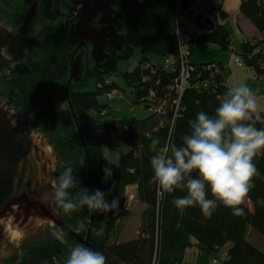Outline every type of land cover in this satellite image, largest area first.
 <instances>
[{"label":"trees","instance_id":"trees-1","mask_svg":"<svg viewBox=\"0 0 264 264\" xmlns=\"http://www.w3.org/2000/svg\"><path fill=\"white\" fill-rule=\"evenodd\" d=\"M20 1L0 0V20L16 31L34 25L29 10ZM195 1L117 0L113 9L121 17L114 26L122 38L119 45L106 41L104 59L97 61L91 54V44H81L72 35L71 27L78 20L79 10L75 0H39L37 14L44 20L39 43L33 52H27L24 61L0 75V99L17 115H33V121L37 122L35 128L50 141L57 157L55 179L64 167H72L77 185L68 190L70 196L79 187H86L90 191L97 188L104 191L109 201L117 199V210L107 213L93 212L87 207L65 213L57 208L68 229L59 230L72 243L102 252L105 264H168L162 260V255L183 252L194 244L210 257L227 242H231V246L225 252L226 264H264L263 249L249 238L252 231L264 237V204L258 203L264 198V151L253 158L258 175L251 178L253 187L245 197L250 205L244 201L238 205L243 208L240 215L219 204L207 217L198 206L179 211L172 199L184 193L179 189L173 193L162 192L151 179V140L158 138L161 145H179L180 138L189 129L188 121L200 110L214 114L219 98L229 86L222 73L196 72L176 102V90L168 89L176 73L151 60L154 55L163 58L169 54L179 55L178 17L191 9ZM220 9H210L211 15L197 14L204 17L205 22H198L197 36L186 42L189 54L205 43L218 45L221 51L231 48L229 31L221 23L226 12ZM239 9L258 32L253 38L242 41L239 54L254 76H264V1L241 0ZM98 18L97 15L92 21L94 27H100ZM182 26L185 28L183 23ZM259 46H262L260 51ZM136 49L141 53L138 64L133 70L122 73L130 88L126 94L110 76L117 70L118 62L129 59ZM80 51L83 70L80 79H74L71 78L72 62ZM146 61L151 63L155 73L140 67ZM88 78L95 80L92 90H85ZM107 79L110 84L105 83ZM56 82H60L61 88L55 87ZM112 88L126 94L133 107L145 104L150 108L160 98H167L166 110L152 111L151 115L140 119L122 117L111 124L92 122V113L100 115L108 109V105L101 104L100 97ZM151 91L154 95L150 98ZM59 92L65 97L66 109H58L53 103ZM259 115L257 127L264 126V111ZM115 141L122 142L127 149L120 153L117 170L111 169V177L102 181L103 144L117 150ZM129 185H136V199L145 204V208L139 214L141 223L137 235L120 241ZM100 228L103 231L97 235L96 229ZM69 231L87 243L80 242ZM20 249L22 255L17 254L0 264H65L63 254L68 252L67 246L53 236L30 245L22 244Z\"/></svg>","mask_w":264,"mask_h":264},{"label":"clouds","instance_id":"clouds-1","mask_svg":"<svg viewBox=\"0 0 264 264\" xmlns=\"http://www.w3.org/2000/svg\"><path fill=\"white\" fill-rule=\"evenodd\" d=\"M262 111L264 108L258 109L255 93L246 83L227 86L214 114L200 110L188 121L189 129L179 145H161L158 138L151 140L152 181L162 192L179 189L184 193L172 199L179 211L198 206L207 217L219 204L235 215L242 214L243 208L238 205L253 187L251 178L258 175L253 158L264 151V126H256ZM102 172V181H107L111 169L105 166ZM76 185L72 167L66 166L42 199L51 202L53 210L60 208L65 213L80 207L102 213L117 210V199L109 201L98 188L90 191L79 187L70 196L68 190ZM258 203L264 204V198ZM102 231L96 229V234ZM105 260L102 252L78 244L69 251L65 264H105Z\"/></svg>","mask_w":264,"mask_h":264},{"label":"water","instance_id":"water-1","mask_svg":"<svg viewBox=\"0 0 264 264\" xmlns=\"http://www.w3.org/2000/svg\"><path fill=\"white\" fill-rule=\"evenodd\" d=\"M21 1L26 9L38 8L39 0ZM116 1L75 0L79 10L78 20L71 27L72 35L81 44H91V54L97 61L104 59L106 41L119 45L122 38L114 26L121 17L113 9ZM97 15L100 27L92 23ZM37 44V40L18 34L0 20V75L24 61L27 52H33ZM81 53L74 55L71 78L81 77ZM17 114L0 99V262L14 258L21 245L39 237L45 227L68 230L57 208L53 210L54 205L42 199L55 181L56 154L50 141L34 132L37 122Z\"/></svg>","mask_w":264,"mask_h":264},{"label":"rangeland","instance_id":"rangeland-1","mask_svg":"<svg viewBox=\"0 0 264 264\" xmlns=\"http://www.w3.org/2000/svg\"><path fill=\"white\" fill-rule=\"evenodd\" d=\"M195 2H194V5L195 6L198 5ZM195 6L193 8L194 10H195ZM190 12H188V14ZM194 13L195 14L192 16L194 17V21H195V19L198 17L196 14L199 13L198 9H196ZM30 15L32 17L31 19H33V21H34L33 27L30 28V26H28L27 28L24 27L23 28L24 30L18 29L17 31L19 33L26 34L27 37H31V38L37 40L39 43L40 40H38V39L41 38V34H42L41 28H43L44 20L39 19L37 11L30 12ZM185 16L186 15L183 14L181 17L183 18ZM186 19L190 24L191 23L190 21L192 19L190 20V18L188 16L186 17ZM2 21H3V24L6 23L4 20H2ZM195 25H196V23H195ZM10 27H12V26H10ZM195 30H197V25H196ZM233 41H234L233 42V48H232V51H230V52L229 51L225 52L223 50L222 51L221 50H215L213 45H211L210 43H205V44L197 47L195 49V51L193 52V54H191L192 60H198L199 62H207V61H210L209 59H211V57H216V56L221 55V54H223L224 57H227L229 54V56L232 59L233 56L235 55V54L233 55V53L236 52L238 49L237 48L238 42L235 41L234 38H233ZM226 53H228V54H226ZM236 54H239V53H236ZM140 55H141L140 50L136 49L134 54L132 56H130L129 59L120 60L117 64V70L110 76V79H112L117 84L119 89H124L126 91V94L129 92L130 88H129L124 76L122 75V73H124L125 71L133 70L139 62V59L141 57ZM151 60L154 62H157L159 64V63H162L164 61V58L162 56H159V55H154L151 57ZM227 71H228L227 68H225L223 70V73L226 74L224 76L227 78V80H226L227 84H229V85L234 84L235 81H233V78H231L229 76V73H227ZM86 80H87V84L85 86V90L94 89L95 88V80L93 78H88ZM55 87L57 89H59L60 88V82H56ZM114 89H117V88H114ZM126 94H123L122 96H117V97H114L111 99H109L106 94L102 95L100 97V102H101V104L108 105V109L103 110L102 114H100V115L96 114V113H92V115H93L92 116L93 117L92 122L97 123V124H111L114 122V120H117V119L122 118V117L133 116L137 119H140V118L147 117L148 115H151L152 109L149 107H146L145 104H140V105L138 104L135 107H133ZM61 96L65 99L64 95H61ZM58 99L59 98H57L56 100H58ZM60 102L62 103V100H59L58 104H61ZM58 109H62V108H58ZM34 132L39 134L38 129H36V128H35ZM115 142L117 145V150H111L108 148L107 144H103V152H102L104 155L105 166H107L113 170H117L121 151H124L127 149L126 146L122 142H120V141H115ZM126 200H127V203H129L126 205L129 206L130 211L127 212L126 214H124V216L122 215L123 216L122 217L123 225L121 228H124L123 231L125 234L131 235V232L136 228L137 225H139V223H141V218H140L139 214L142 211H141L140 204L137 203L138 200L136 199V197L133 196V198H131L130 194L128 193L126 196ZM243 201L245 204L250 205V203L245 198ZM44 230L45 231L39 237H37L33 240H30V241H27V245L38 242L40 240H44V239L51 237V236L56 237L57 239H59L62 243H64L67 246L68 252L63 254V258L66 260L68 253L71 250V248L78 245V244L72 243V241L69 240L65 236V234H63L56 227H53V226L49 227L48 226ZM57 234H60V235L58 236ZM249 238L252 241V243L257 245L259 248L263 249V251H264V237L259 235L257 232L252 231L249 234ZM230 244H231V242H227L218 251H215L214 253H211V254H213L218 259L222 260L224 257V252H226V250L228 249V246ZM22 254H23V251L21 250L19 255H22ZM176 254H177V252H170V253H166L162 256L163 257L166 256L165 258H168L170 263H178L179 259L177 260V262H174V259H173L174 255H176ZM209 263H210V259H209Z\"/></svg>","mask_w":264,"mask_h":264},{"label":"crops","instance_id":"crops-1","mask_svg":"<svg viewBox=\"0 0 264 264\" xmlns=\"http://www.w3.org/2000/svg\"><path fill=\"white\" fill-rule=\"evenodd\" d=\"M240 2L241 0H196L195 3H197L199 6L198 5L195 6L194 4H192L191 10H190L191 12L189 14H185L186 16L181 18L182 20L181 22L184 24L187 30V33L192 34L196 31L195 30L196 25H195V22H193L194 17L192 16L195 14L194 12L196 9H198L199 13L206 12L210 14V9L213 10V9L220 7L221 8L220 10H223L224 12H226V17L225 19H222L221 23L224 24L225 27L228 29L227 31H229V40L231 44V48L229 50H223V51L225 52L232 51L233 42H234L233 38H234V40L238 42V47H237L238 49L236 52L233 53L234 55L240 52L242 41L253 38L254 36L258 34L257 30L255 29L254 25L250 22V20L244 14L240 12V9H239ZM194 6H195V10L193 9ZM187 16L190 18V20L192 19L190 21L191 22L190 24L186 19ZM211 45L214 46L215 50H221L218 45H215V44H211ZM209 60L210 61H207V62H211V63L218 62V63H221L224 67H227L228 69L227 73H229V76L233 78V81H235L234 83H237V82L246 83L249 86V88H251L253 92L255 93V98L257 101L258 109L263 107L264 105V76H261V77L254 76L253 73L250 72L251 70L247 67L243 68V67L231 66L232 59L229 56V54L227 57H224L223 54H221L216 57H211V59ZM194 61L199 62L198 60H194ZM154 63H157V62H154ZM222 74L223 76L226 75L224 73ZM225 79L227 80L226 77ZM57 98L59 99L56 100ZM59 100H62V103L60 102L61 104H58ZM65 101L66 100L61 96V93L59 92L56 94V97L53 103L56 108L66 109L67 102ZM136 192H137L136 185H129L126 187V196L129 193L131 198H133V196L136 197V194H135ZM137 203L140 204L141 211H142L145 208V204L138 202V201ZM126 204H129V203L126 202ZM129 211H130V208L129 206L126 205V211L124 214H126ZM139 226H140V223L131 232V235L125 234L123 231L124 228H121L120 234L118 236L119 240L125 241V240L134 238L135 235H137ZM230 246L231 244L228 246V249ZM179 253H177L173 257L174 262H177V260L179 259L178 263H170L169 259L165 258L166 256L164 257L162 256L161 258L163 261H166L168 264H209V259L211 257H215L213 254L210 255V257H208L206 254H204L203 251L200 250V248L196 244L187 248L185 251L179 252ZM225 255L226 253L224 252V256Z\"/></svg>","mask_w":264,"mask_h":264},{"label":"built area","instance_id":"built-area-1","mask_svg":"<svg viewBox=\"0 0 264 264\" xmlns=\"http://www.w3.org/2000/svg\"><path fill=\"white\" fill-rule=\"evenodd\" d=\"M264 1V0H263ZM188 8V10L185 12V14H188V12H190ZM204 14H206V12H204ZM182 15H179L178 17V36H179V44H180V50H179V55L176 57L173 54H169L167 57L164 58V61L160 64L161 66H163L166 70L168 71H172L174 73H176V76L174 78L173 84L168 85V89H175L176 93H177V97L176 98V102L179 101V97L181 96L183 90L185 89V85L187 84V82L189 81V79L192 77V74L198 72L201 74L204 72H209V74L211 75H215V74H220L223 73V70L227 67H221L219 65V63L216 62H201V64H198L200 62H195L194 60H192L191 54H189V49L187 47V43L191 37L195 38L197 36L196 32L192 33V34H184V30L186 31V29L182 26V22L181 21V17ZM196 23V25H198V22H205V18L204 17H197L194 21ZM262 49V46H259L257 48L258 51H260ZM244 59L241 57L240 54H235L232 58V63L231 66L233 67H247L246 63L243 61ZM143 69H151L152 73H155V69L151 66V63L146 61L143 62L141 64V66ZM144 80H146V78H144ZM106 84H110L111 81L110 79L105 80ZM107 97L109 99L117 97V96H122L123 94L121 93V91L119 89H114L112 88L111 90H109L107 92ZM154 95V92L151 91L150 93V98ZM168 96H171L170 93H168ZM167 98H160V100L156 103H152L151 105V109L154 112L157 113H162L166 110L165 107H167ZM27 118H29L30 120L33 121V115H29L27 116ZM209 264H226L224 261V257L222 260L218 259L217 257H211L210 258V263Z\"/></svg>","mask_w":264,"mask_h":264},{"label":"flooded vegetation","instance_id":"flooded-vegetation-1","mask_svg":"<svg viewBox=\"0 0 264 264\" xmlns=\"http://www.w3.org/2000/svg\"><path fill=\"white\" fill-rule=\"evenodd\" d=\"M30 12H34V11H37L38 10V8L37 7H34L33 9H28ZM8 26V25H7ZM10 27V26H9ZM13 31H15V32H17L18 34H20V35H25L26 36V34H23V33H19L18 31H16V30H14L12 27H10ZM14 66V65H13ZM12 66V67H13ZM11 67V68H12ZM10 68V69H11ZM10 69H7V70H5L4 72H2V75H4L7 71H9ZM47 227H45V229H46ZM45 231V230H44Z\"/></svg>","mask_w":264,"mask_h":264}]
</instances>
